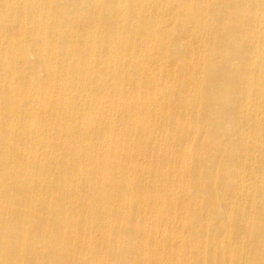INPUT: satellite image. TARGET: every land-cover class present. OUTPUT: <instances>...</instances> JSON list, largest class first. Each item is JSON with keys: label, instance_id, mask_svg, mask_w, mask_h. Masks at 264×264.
I'll return each mask as SVG.
<instances>
[{"label": "bare ground", "instance_id": "bare-ground-1", "mask_svg": "<svg viewBox=\"0 0 264 264\" xmlns=\"http://www.w3.org/2000/svg\"><path fill=\"white\" fill-rule=\"evenodd\" d=\"M2 53L0 264H264V0H0Z\"/></svg>", "mask_w": 264, "mask_h": 264}, {"label": "rangeland", "instance_id": "rangeland-1", "mask_svg": "<svg viewBox=\"0 0 264 264\" xmlns=\"http://www.w3.org/2000/svg\"><path fill=\"white\" fill-rule=\"evenodd\" d=\"M10 54H8V53H2L1 55H0V57H5V58H8V56H9ZM101 100V102H106L105 101V99H103V98H101L100 99ZM48 118H49V114H48ZM159 117H157V119H158ZM156 119V120H157ZM158 123V121H156V124ZM238 124L239 123H237V121H234V120H232L231 122H229V124H228V127L231 129V134H230V136H226V135H224V134H218V135H216L215 136V139L214 140H221V141H223V140H225L226 142H229V141H232V140H234V139H238V138H240V137H242V138H245V139H248V135H244V134H242L241 132H237V130H236V127L238 126ZM186 127H184L183 129H185ZM182 129V130H183ZM180 130V129H179ZM53 132H55V131H53ZM193 132V134H192V137H194V139L197 141V140H199V142L196 144L197 146H196V149H198V145L199 144H201V143H203L200 139L202 138V134H203V132H202V129H200V130H195V131H192ZM175 133H176V136H179V135H177L178 134V130H175L173 133H170L172 136H175ZM208 138V137H207ZM162 139V138H161ZM160 139V140H161ZM62 143V141H61V139H59V141H58V144H61ZM174 146H176V147H178V142L176 141L175 142V144H174ZM58 148H59V150H60V147L58 146ZM210 151V149L209 148H204V147H201L200 149H199V153L198 154H196V155H194V160L196 159V160H199L200 158H201V155H204V154H206V153H208ZM49 152H52V149H50L49 150ZM241 151L240 150H237L236 149V151L234 152V154H239ZM187 153L189 154V155H192V152L190 151V148H188L187 149ZM128 154H130V155H128ZM125 157H129V159L130 160H137V158H138V160H140V155L138 154V153H132L131 154V152L130 153H128V152H126L125 153ZM209 161H211V162H213V160L212 159H208ZM140 164V163H139ZM143 169V167H140V169H139V173L140 172H142L141 170ZM143 171H145V170H143ZM142 174V173H141ZM216 175H217V169H215V171H213V176H214V178H216ZM211 188H215V190H216V192L220 195V194H226V192H227V189H226V187H225V185H223V184H216L215 186L214 185H212L211 186ZM60 192H61V194H64V193H66L65 191H63V190H60ZM68 194H66V196H67ZM61 197H63V195H61ZM263 201V200H262ZM121 204H124V202H123V200H120L119 199V201H117L116 202V205L117 206H121ZM99 207H103V205H101V206H99ZM194 209V208H193ZM218 209H219V211L220 212H222L223 214H225L226 212H227V207L226 206H224V205H222V204H220L219 206H218ZM47 220V219H46ZM180 221H176V224H180L179 223ZM88 236H91V237H96L95 235V233H92L91 231H89L88 232ZM74 235H76V233H67L66 232V234H63L62 235V240H63V242H67L69 239H72L73 238V236ZM148 235H150V236H153L152 234H150V233H148ZM26 245H28L27 243H26ZM39 248L40 249H38V250H40V251H43L44 250V246L42 245V244H40L39 245ZM43 249V250H42ZM162 251V250H161ZM43 256H46V254L44 253V254H42V256H41V258L43 257ZM100 261V259H96V262H99Z\"/></svg>", "mask_w": 264, "mask_h": 264}]
</instances>
